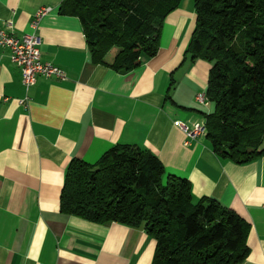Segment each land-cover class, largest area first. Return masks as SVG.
I'll use <instances>...</instances> for the list:
<instances>
[{
    "label": "crops",
    "instance_id": "0c3cea01",
    "mask_svg": "<svg viewBox=\"0 0 264 264\" xmlns=\"http://www.w3.org/2000/svg\"><path fill=\"white\" fill-rule=\"evenodd\" d=\"M62 2L0 0V26L11 21L18 35L52 8L40 21L41 56L66 74L41 77L27 91L0 48V264H152L156 241L142 227L61 213L71 161L94 164L119 144L151 151L166 174L191 182L194 200L214 198L236 212L250 224L241 264H264V155L238 165L216 155L206 136L187 143L176 125L205 123L213 111L196 101L211 69L188 53L196 13L179 7L168 15L157 55L122 74L92 62L82 23L60 13Z\"/></svg>",
    "mask_w": 264,
    "mask_h": 264
},
{
    "label": "trees",
    "instance_id": "16d2710c",
    "mask_svg": "<svg viewBox=\"0 0 264 264\" xmlns=\"http://www.w3.org/2000/svg\"><path fill=\"white\" fill-rule=\"evenodd\" d=\"M182 0H63L82 23L92 62L126 74L159 50ZM188 53L211 65L206 139L220 158L245 165L264 155V0H194ZM118 52L111 62L106 57ZM61 213L96 224L142 227L156 241L152 264H241L250 224L214 198L194 200L191 182L166 174L151 151L119 144L96 163L74 159Z\"/></svg>",
    "mask_w": 264,
    "mask_h": 264
},
{
    "label": "built area",
    "instance_id": "2783aa9c",
    "mask_svg": "<svg viewBox=\"0 0 264 264\" xmlns=\"http://www.w3.org/2000/svg\"><path fill=\"white\" fill-rule=\"evenodd\" d=\"M51 11V7L38 10L30 24L31 32L23 35H18L15 32L14 24L11 21H8L4 27L0 26V48L9 51L10 60L20 68L22 84L27 91L41 77L56 80L66 79V74L63 69L52 63L44 62L41 56V41L39 36L40 21ZM28 99L26 98L21 103H26ZM196 101L200 104H205L208 100L205 93H200L196 96ZM176 125L187 136V143L199 136H206L207 133L205 123H196L189 126L182 122H176Z\"/></svg>",
    "mask_w": 264,
    "mask_h": 264
},
{
    "label": "rangeland",
    "instance_id": "374dc122",
    "mask_svg": "<svg viewBox=\"0 0 264 264\" xmlns=\"http://www.w3.org/2000/svg\"><path fill=\"white\" fill-rule=\"evenodd\" d=\"M181 8H186L195 12L194 0H182L180 3ZM117 49H114L116 51Z\"/></svg>",
    "mask_w": 264,
    "mask_h": 264
}]
</instances>
